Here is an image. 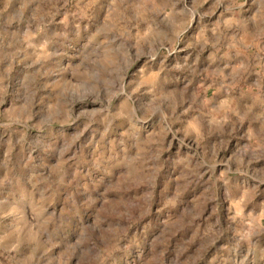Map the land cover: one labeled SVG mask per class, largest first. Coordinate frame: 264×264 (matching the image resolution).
Wrapping results in <instances>:
<instances>
[{
	"label": "rangeland",
	"instance_id": "1",
	"mask_svg": "<svg viewBox=\"0 0 264 264\" xmlns=\"http://www.w3.org/2000/svg\"><path fill=\"white\" fill-rule=\"evenodd\" d=\"M0 264H264V0H0Z\"/></svg>",
	"mask_w": 264,
	"mask_h": 264
}]
</instances>
